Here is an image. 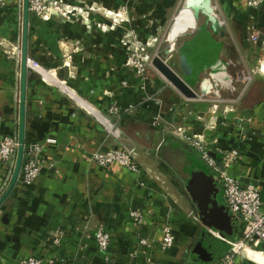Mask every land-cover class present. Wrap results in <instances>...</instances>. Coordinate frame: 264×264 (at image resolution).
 <instances>
[{
	"label": "crops",
	"instance_id": "0c3cea01",
	"mask_svg": "<svg viewBox=\"0 0 264 264\" xmlns=\"http://www.w3.org/2000/svg\"><path fill=\"white\" fill-rule=\"evenodd\" d=\"M65 1L97 9L89 12V21L78 16L66 21V42L57 40L60 16L42 21L29 15L25 139L52 142L42 151L45 166L33 185L22 187L17 181L0 206V264H18L30 255L42 257L44 264H213L246 224L229 210L216 174L198 151L149 120L156 110L166 121L177 119L176 108L183 110L180 117L194 121L196 113H207L201 125L210 118L214 128L207 136L217 139L221 149L240 147L243 128L250 137L229 171L241 184L254 183L264 201V77L254 72L264 51L260 36L257 43L245 37L250 26L264 35V5L253 9L245 0H214L224 13L220 32L203 15L197 18L198 29L185 33L188 37L177 46L179 36L172 44L166 36L169 68L184 89L162 71V77L152 71L147 84L160 98L143 102L136 78L110 68L121 61L118 22L124 15L104 6L112 2L119 9L121 0ZM7 2L14 3L0 14V139L17 137L18 127L22 4ZM153 7H144L143 14L161 25L163 9L155 2ZM33 24L37 35L30 29ZM42 43L49 50L44 58ZM8 47L14 49L12 55L6 53ZM63 65L71 77L65 76ZM111 102H130L136 108L116 118L107 113ZM187 108L191 112L184 117ZM240 115L251 123L239 124ZM114 148L133 154L141 166L138 174L117 163L89 161L91 151ZM8 168L0 162V195L11 177L6 178ZM135 208L144 217L133 227L128 211ZM165 220L173 226L174 242L162 250L158 243ZM99 226L111 236L109 260L93 238ZM59 233L60 243L53 245ZM140 237L147 243L138 249ZM232 264H264V254L245 251Z\"/></svg>",
	"mask_w": 264,
	"mask_h": 264
},
{
	"label": "rangeland",
	"instance_id": "374dc122",
	"mask_svg": "<svg viewBox=\"0 0 264 264\" xmlns=\"http://www.w3.org/2000/svg\"><path fill=\"white\" fill-rule=\"evenodd\" d=\"M107 2V0H105ZM248 0H245V4L247 7L249 8H253V9H257L259 7H261L262 5H264V1L262 3H260L258 6L254 7L251 6L247 3ZM157 4V8L161 7V12H162V18L159 20L161 22V25L158 24V22H156L154 19H152L151 17L146 16V14H143V9L144 7H153V4ZM169 2V4H166L167 6H165L164 8L161 6V4L163 5L164 3ZM14 2H7V0H0V14L2 11H4L6 8L11 7V5ZM184 0H121V5L119 6V9H116L118 7H112V2H110V4H107L104 6L105 9H112L113 11H121L123 12L122 14L124 15L123 18H119L120 22H118V27L119 28V32H120V36H119V41H118V53L119 56L121 58V61L119 63V65H115L116 67H114L113 65H111L110 68H112L111 70H117L120 71L123 74H127L128 76H132L136 78V86L137 89L139 90V92L141 93L140 98L143 99V102H149L150 100L154 99V98H160V94L157 93H153V88L149 87V85L147 84V77L152 73V71L158 75H160L161 77L163 76V74L161 73V71L158 69V67H156V65L154 64V60L158 59L159 61H161L164 65L171 67V63H170V58H169V54H165V49L168 50L167 45L168 42L166 41V36L167 33L170 29V35L173 36L175 35L179 30L177 27V21H176V15H180V19L183 21V17L185 16V13L182 14V11L179 13L177 12L178 9L183 5ZM19 4H22V0L20 2V0H17L16 5L17 7H19ZM218 5V6H217ZM76 6V5H75ZM192 5L188 4L187 8H190ZM198 4H193L192 9H194L195 7H197ZM209 6L212 7V9H209ZM222 4L218 3L215 4L214 0H210L208 5L206 4L201 10L197 9L196 10V14H197V18H200V16L202 17L203 15H207V19L209 18H215L217 20H222L223 21V25L224 20H223V9H222ZM79 7V5L77 6ZM95 9H97V7H94ZM20 9V8H18ZM85 9V8H83ZM105 9H102V13H104V17L107 18L109 20V22H113V19L108 18L105 16ZM21 11V10H20ZM157 12V11H155ZM30 13L32 14L31 20H34V18H38L35 13H33L32 11H30ZM222 13V14H221ZM21 14V13H20ZM57 15V14H56ZM56 15L53 14V17H55ZM59 16V15H58ZM79 18H81L83 20V18L81 16H78ZM119 17H121V14L119 15ZM174 17V18H173ZM154 18V17H153ZM50 18L47 19H41L42 21H48ZM61 21H59V28L57 31V40L60 42H66V37H68L67 35H69V33L67 31H65L64 29L67 28V18L65 16H61ZM210 20V19H209ZM208 20V21H209ZM66 22V23H65ZM210 22V21H209ZM36 25L33 24L31 25L30 29L33 31L32 34H36L37 35V30H35ZM182 30V29H180ZM186 33L190 31L189 28H186ZM196 30H194L195 32ZM248 33H246L245 37H247L248 41H251L253 43H257L259 36H260V40L262 42L261 47L263 48L264 51V35L261 33H258V27L256 26H250L248 29ZM193 33V32H192ZM260 34V35H259ZM252 35H255V39L252 38ZM188 37L186 34H182L181 36L178 37V39L175 41V45L177 46L178 43L180 42V40L182 38H186ZM49 39L48 35H46V37H44V40L47 41ZM55 37H53L50 41H54ZM50 41L48 42L50 44ZM250 42V43H251ZM47 43V44H48ZM19 44H20V39H19ZM43 44V43H42ZM47 44H43V58L45 57L46 53H48V48H47ZM172 44V43H171ZM6 53H8L9 55H12L13 52V48L8 47L5 49ZM148 57L147 60V68L144 72V78H142V76L140 75V69L143 63V60L145 57ZM66 57H63V59ZM46 62H48V60H46ZM264 64V63H263ZM66 69H65V68ZM264 67V65H263ZM57 68L53 69L56 71ZM63 71L65 72V76H70V69L67 65H63L62 66ZM264 69V68H262ZM44 71V69L42 70ZM54 71V72H55ZM254 72L259 74L256 71V67L254 68ZM75 75V74H74ZM148 75V76H147ZM260 75V74H259ZM71 77V76H70ZM264 77V76H263ZM166 81H168L170 84V87H172V89L178 90L179 88L173 84L170 80H168L167 78H162ZM62 81V80H61ZM65 81V80H63ZM113 102H111L112 104ZM211 103V102H210ZM110 104V105H111ZM139 104V103H138ZM220 104H225L224 102H220ZM131 105V107H130ZM122 107V109L124 110L126 107L129 108V110H125L123 112H120L119 115H114L116 118H120L123 117V115L125 114H132V112L135 110V105L134 103H126L123 104L121 103L120 105ZM160 110V108H159ZM190 108H187V110H185L186 112H184V117L189 114L191 111ZM183 110H181L180 108H176L175 113H177V119L175 120L174 118L171 119L170 121H166L164 120V117L161 115L160 111H155V113L151 114V118L149 120L150 124L153 126H162L163 129H165L166 131H168L169 133H171L172 135L180 138L182 141H184L186 144H188L190 147L193 148V146H191L190 143H192L193 140L198 141L201 145H205L204 150H208V151H215L216 148H221L218 145V140L215 138H208L207 136V132L209 130H211L212 128H214V124H210L209 120L208 122L202 126L201 125V121H203L206 118L207 113H196L195 114V120H189V118H184L180 117V115H178V113H182ZM208 112V110H207ZM238 118H240L238 120L239 124L241 125H246V123L250 124L251 120L247 119V118H243L241 115L238 116ZM202 119V120H201ZM237 121H235L236 123ZM199 123V124H198ZM245 128V126H244ZM243 129V128H241ZM240 129V133L238 135V141L241 143V145H243V143L246 141V137H250V134H247L245 132V130H241ZM193 135H195L193 137ZM189 137V138H188ZM240 145V147H238V149L242 148ZM237 148V147H232ZM225 149L226 151H229L230 149ZM195 149V148H194ZM223 149V148H222ZM128 151V150H127ZM198 153L201 156V153L198 151ZM136 161V160H135ZM137 165H138V169H141L140 164H138V162L136 161ZM136 212L137 213V220L139 219V217H141V222H137V220L134 219V215H131L130 212ZM143 211L141 209H132L130 211H128V220L130 221L131 225L134 227L135 224H137V226H140L143 222ZM137 222V223H136ZM98 228L103 229L107 234H108V245L106 246L105 249L100 250L98 243L96 242V246L97 249L100 252H103L105 255L106 253H108L111 250V246H112V241H111V236L109 234V232L105 229V227H97L94 232H93V238L95 239L96 236V230ZM165 228H168L169 231L172 232L173 236V226L171 225L170 221L165 220V222L163 223L162 227H161V235L163 234V231ZM162 238V237H161ZM52 241V240H51ZM174 242V240H173ZM159 247L162 250H165V248L161 247V239L159 241ZM138 245V249L141 248V244L138 241L137 242ZM173 245V243H172ZM170 248V247H168ZM166 248V249H168ZM110 256V255H109ZM111 260V259H110Z\"/></svg>",
	"mask_w": 264,
	"mask_h": 264
},
{
	"label": "built area",
	"instance_id": "2783aa9c",
	"mask_svg": "<svg viewBox=\"0 0 264 264\" xmlns=\"http://www.w3.org/2000/svg\"><path fill=\"white\" fill-rule=\"evenodd\" d=\"M263 1L264 0H248L247 3L256 7ZM29 10L35 13L40 19L51 18L53 14L56 13L60 17L62 15L65 16L67 19H70L72 16H81L84 21H89L88 16L90 11H96L92 6L82 9L81 7L67 3L65 0H29ZM83 12H85V16ZM217 21L220 23L222 30L223 21ZM97 25L103 29V24L99 23ZM252 38L255 39V35H252ZM142 60L143 63L140 69V75L145 79L143 74L147 68L148 57L146 56ZM263 63L264 55L260 58L258 65L256 66V71L262 76H264V69H262L264 68ZM125 110H129V108L126 107L123 110L120 105L113 102L109 105L107 113L111 115H119L120 112ZM194 136L195 135H193V137ZM50 142H52L51 139H45L43 141H32L25 144L23 162L18 177V183L20 186L31 187L33 185L34 181L45 166L41 154L45 145ZM190 144L196 151L201 153V158L204 163L214 172V174H216V177L222 186L224 198L229 210L232 213L240 215L246 224V230L242 235L235 240L231 248L213 264H232L236 255L241 254L243 248H253L264 254V201L261 199L260 192L254 183L248 182L246 184H241L239 178L231 174L229 171L230 165L238 157L239 149L232 148L229 151H226L225 149L216 148L215 151L220 155L219 158H216L210 151L204 150L205 145H201L198 141L193 140ZM16 146V136L5 135L0 139V162L6 167H9L6 173L7 180L11 175ZM89 161L99 166H107L112 163H117L136 174L140 171L133 154L125 149L114 148L104 151L94 150L89 154ZM48 165L50 166L49 163ZM130 214L134 215V219L137 220L138 216L135 211L130 212ZM141 220V217H139L137 222L139 223ZM60 239L61 234L59 233L54 236L52 244L58 245ZM173 240L174 236L172 232L169 231L168 228H165L161 238V247L165 249L171 247ZM138 241L141 245L147 243L146 239L142 237H140ZM95 242L98 243L100 250L105 249L108 245V234L103 229L98 228L96 230ZM103 255L106 260H109L110 256L108 253H106V255L103 253ZM18 264H44V262L42 257L30 255L20 258Z\"/></svg>",
	"mask_w": 264,
	"mask_h": 264
},
{
	"label": "water",
	"instance_id": "95a60500",
	"mask_svg": "<svg viewBox=\"0 0 264 264\" xmlns=\"http://www.w3.org/2000/svg\"><path fill=\"white\" fill-rule=\"evenodd\" d=\"M210 0H203L197 7L194 9H186L183 7V5L179 8L177 12H185L186 18L184 16V23L183 25L186 28H189L194 32V30L198 29L197 26V14L196 10L202 9L206 4L208 5ZM209 9H212V7L209 6ZM29 0H22V33H21V46H20V73H19V99H18V127H17V146H16V152H15V159H14V165L12 169V174L9 180V183L5 189V191L0 195V206L4 202V200L9 196L11 191L14 189L20 169L23 162L24 157V147L26 144L25 139V114H26V81H27V75L29 71L28 67V23H29ZM206 15V14H205ZM207 17V15H206ZM210 19V20H209ZM212 28L215 29L217 32L221 30L220 25H218V21L215 18H209ZM185 29H182L178 31L175 35H170V29L167 33V40L171 43H173L176 38L182 34H185ZM199 30H202V28H199ZM184 46L180 48V54L182 56V59H184ZM168 53V51H166ZM154 64L162 73L167 76L171 81H173L180 89H184L181 87V85L178 83L176 78L174 77V73L171 71V69L164 65L161 61L158 59L154 60ZM65 68V67H64ZM66 69V68H65ZM204 177L206 176L205 173H203ZM208 193V191H207ZM204 194H206V191H204ZM200 203V202H199ZM199 206H202L199 204ZM5 214L3 218L6 216ZM1 243V241H0Z\"/></svg>",
	"mask_w": 264,
	"mask_h": 264
},
{
	"label": "bare ground",
	"instance_id": "6f19581e",
	"mask_svg": "<svg viewBox=\"0 0 264 264\" xmlns=\"http://www.w3.org/2000/svg\"><path fill=\"white\" fill-rule=\"evenodd\" d=\"M202 1L203 0H184L183 7L186 8V9H190V8L193 7V4H198L199 5ZM188 4H191L192 6L190 8H187ZM184 13L185 12L182 11V14H184ZM186 14L187 13H185V18H186ZM54 15H56V13H54ZM179 16L180 15H176V21H177L176 23H177L178 30L180 31V29H185V26L183 25L184 20L182 21ZM183 19H184V17H183ZM220 27H221V25H220ZM241 251H242L241 253H243L245 251H249V252H251L253 254H259V251L258 250H254L253 248H243Z\"/></svg>",
	"mask_w": 264,
	"mask_h": 264
},
{
	"label": "flooded vegetation",
	"instance_id": "af4514ba",
	"mask_svg": "<svg viewBox=\"0 0 264 264\" xmlns=\"http://www.w3.org/2000/svg\"><path fill=\"white\" fill-rule=\"evenodd\" d=\"M30 67V66H29Z\"/></svg>",
	"mask_w": 264,
	"mask_h": 264
},
{
	"label": "trees",
	"instance_id": "16d2710c",
	"mask_svg": "<svg viewBox=\"0 0 264 264\" xmlns=\"http://www.w3.org/2000/svg\"><path fill=\"white\" fill-rule=\"evenodd\" d=\"M27 143V142H26Z\"/></svg>",
	"mask_w": 264,
	"mask_h": 264
}]
</instances>
